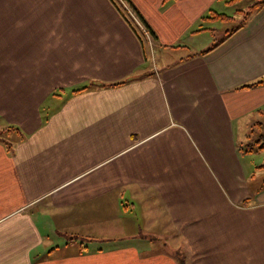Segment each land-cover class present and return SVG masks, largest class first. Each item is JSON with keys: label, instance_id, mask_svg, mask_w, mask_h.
I'll use <instances>...</instances> for the list:
<instances>
[{"label": "crops", "instance_id": "obj_1", "mask_svg": "<svg viewBox=\"0 0 264 264\" xmlns=\"http://www.w3.org/2000/svg\"><path fill=\"white\" fill-rule=\"evenodd\" d=\"M131 2L156 42L108 0H0V129L21 134L0 142V264H264L236 149L264 128V86L240 88L264 78V7L190 51L225 0Z\"/></svg>", "mask_w": 264, "mask_h": 264}, {"label": "rangeland", "instance_id": "obj_2", "mask_svg": "<svg viewBox=\"0 0 264 264\" xmlns=\"http://www.w3.org/2000/svg\"><path fill=\"white\" fill-rule=\"evenodd\" d=\"M249 3L250 0H245L242 3L233 6L227 5L228 7L224 13L225 15L232 17L233 20H229V21H221V19H214V20L212 19L211 21L207 20L209 22L204 24V27H206L207 30H205L203 33H200L201 35L199 37L192 39L190 43H188V39L182 38L180 40L181 43L176 44L175 46H177V48H180L183 45H185L187 48L190 49V51L199 48L204 49L206 47L205 46L206 44H207V49L210 48L211 46H214L216 43H219L220 41L223 40L227 32H230L232 29L240 25L242 16H240L237 13V10H246ZM210 14L212 13H209L207 17H210ZM212 18L215 17L212 15ZM136 22L138 23L137 19ZM194 27L196 28L197 26ZM177 48L175 49L176 51L178 50ZM177 52H173L170 54L176 56L179 54ZM185 53H189V52H185ZM183 54L184 53H182V55ZM157 57H159L158 54ZM158 65H160V63H158ZM251 128H249L248 126L242 128V134H240L239 136V142H237L236 144V149L238 151L239 158L241 159L243 166L245 168L246 175L248 176V183L250 184L249 186L251 190L259 192L264 188V149L260 151L254 150L253 152H246L248 147L256 148L253 142L257 139L258 136H257V132L254 131L255 128H252V136H250L251 132L249 131L251 130ZM244 133L248 134L249 137L244 136ZM259 138H262V135ZM262 139L264 141V138ZM246 203H248V200ZM152 233H153L152 231L141 232L139 236L141 235L151 236Z\"/></svg>", "mask_w": 264, "mask_h": 264}, {"label": "trees", "instance_id": "obj_3", "mask_svg": "<svg viewBox=\"0 0 264 264\" xmlns=\"http://www.w3.org/2000/svg\"><path fill=\"white\" fill-rule=\"evenodd\" d=\"M108 1L113 6V8L117 11V13L120 15V17L123 19V21L129 26V28L131 29L133 34L137 37L141 46L144 45L145 43H147L146 37L144 36L142 31L139 29V27L136 25V23L133 21L131 16L128 14L125 7H127V9L134 15V17L141 24L143 29H145V31H147L152 42L157 41V37H156L155 33L150 28V26L146 23V21L143 19L141 14L137 11V9L134 7V5L132 4V2L130 0H108ZM243 1H245V0H225L226 4L231 5V6L242 3ZM122 3L125 5V7L123 6ZM263 7H264V0H250V3L247 6L246 10H237V13L240 16H242V20L240 22V25L238 27L232 29L230 32H227L225 35V38L223 40L227 39L233 33H235L237 30L244 27L246 25V23L248 22V19L252 15L259 12ZM210 13H212V14H210V17L203 18V21H207V20L210 21L212 19L213 20L214 19H221V21L233 20L232 17H229V16L224 15V14H214L213 12H210ZM212 15L215 18H212ZM214 47H216V46H213L208 51H211ZM204 53H206V52H203L202 54H204ZM257 86H264V78L254 82L253 84L245 85V86H242L240 88L244 89V88L257 87ZM78 91H82V90H78ZM254 128H255L254 131L257 132V136H258L257 139L253 142L255 144L256 148H254V147L249 148L248 147L246 152H253L254 150L260 151V150L264 149V141L262 139V138H264V132H263L264 128L260 122L256 123ZM250 134H251L250 136H252V131ZM12 135H15L19 139L21 138L20 132L15 128L7 127L4 129H0V142L3 143L8 150H10L12 148L13 143L8 139ZM261 135H262V138H259ZM248 137H249V135H248Z\"/></svg>", "mask_w": 264, "mask_h": 264}]
</instances>
